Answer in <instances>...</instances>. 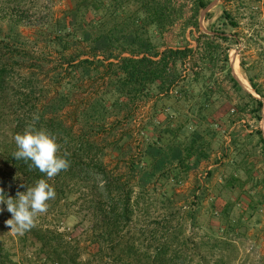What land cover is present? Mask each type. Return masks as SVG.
<instances>
[{
    "label": "trees",
    "instance_id": "16d2710c",
    "mask_svg": "<svg viewBox=\"0 0 264 264\" xmlns=\"http://www.w3.org/2000/svg\"><path fill=\"white\" fill-rule=\"evenodd\" d=\"M73 1L56 14L51 0H0V188L15 198L17 191L45 179L56 192L45 213L52 214L56 227L36 221L18 235L20 244L35 250L44 264H77L72 242H80L59 229L64 219L77 217L75 229L87 227V255L97 264H230L235 247L228 238L243 225L235 215L240 199L232 195L239 191L249 199L250 218L264 211V175L254 161H264L263 130L233 131L232 155L214 161L223 170L216 197L224 202V237L213 233L195 243L184 228L197 226L202 199L197 191L179 229L167 214L155 219L153 229H140L154 247L142 252L128 234L141 203L152 200L173 212L179 195L174 190L169 195L164 186L182 184L212 160L220 135L209 109L231 98L225 83L237 98L227 114L229 124L247 117L263 121L264 93L248 75L260 98L246 91L230 66L229 52L239 40L225 29L235 30L239 23L224 11L223 29L201 33L200 15L211 0ZM177 26L181 46L168 47L165 35ZM240 66L245 70L243 61ZM150 100L153 131L139 153H125L121 139L105 148L103 136L115 133L138 102ZM167 100H175L174 119L156 122L159 104ZM37 115L35 127L57 137L61 154L70 153L69 168L52 179L12 155L18 150L15 135ZM0 208L11 218L6 204ZM142 213L149 216L151 208ZM2 254L0 248V264H14Z\"/></svg>",
    "mask_w": 264,
    "mask_h": 264
},
{
    "label": "rangeland",
    "instance_id": "374dc122",
    "mask_svg": "<svg viewBox=\"0 0 264 264\" xmlns=\"http://www.w3.org/2000/svg\"><path fill=\"white\" fill-rule=\"evenodd\" d=\"M211 1L212 3L209 5L210 8L208 11L204 13V10L200 15V32L211 34L212 32H210V29L212 30L214 27H216L217 30L223 29L220 20L224 11H229L233 15L239 23V27L235 30L225 29V31L229 36L237 35L239 44L233 45L229 52L230 66L232 68L233 64L235 75L241 81L244 88L257 98H260L251 88L247 75L254 79L264 93V0H232L230 2H223L220 0ZM73 3V0H51L50 5L53 11L58 14L60 11L72 7ZM28 32L29 30H26L27 34ZM193 32L195 37H199L200 33H197L196 30H193ZM186 39L189 40L192 48L197 47L189 31L186 33ZM182 40L179 26L173 28L165 35V44L171 48L181 46ZM242 61L246 64L245 70L240 66ZM219 77L222 78V76ZM224 86L231 98L226 99V101L217 100L209 109V115L216 121V129L220 135L218 138L219 143L216 145V151L212 157L211 163L209 162L210 165L207 164L203 166V168L200 167L199 170L191 172L182 184L174 188L171 186H164V191L168 192L169 195L172 190L179 195L176 198V207H174L173 212L166 213V209L162 210L160 204L153 205L152 203L154 202L152 200H150L149 204L142 205L141 203L139 206L136 213L137 215L131 224L132 231L128 234V238L136 242V245L142 249V252L154 247V243L152 237L148 235V232H146L145 235L141 234V232H139L140 229H153L155 219L160 221L163 215L165 216L166 214L173 220L171 226L175 229H179L181 224L184 223L182 219L184 213L192 207L191 195L194 191H197V195L200 193L199 195L202 199L199 203L197 226H195V228H189L188 224H184V228L188 230L187 233L194 235L195 243L201 242V239L213 233L219 234L217 237H224L221 232L222 221L220 218V209L224 205V202L216 197V187L221 182L223 170H221L220 166L214 167L217 165L214 161L223 159L225 155H229V157L232 155L231 133L233 131L248 133L258 129L264 132V119L257 124L247 117L242 120V122H237L234 125L229 124L227 114L229 111L234 110L237 104V98L233 96L227 83H225ZM174 101L167 100L159 104L160 107L157 110L158 116H156V122L166 119L167 116L170 120L174 119L173 112L170 108L171 103ZM151 102L152 100L138 102L133 107L131 115L127 119L122 120V123L115 133L111 131L112 133L110 132L103 136L104 141L102 145L106 148L114 139H121L124 152L130 155H137L143 148L145 139L152 135L153 129L150 122L152 121L151 119L154 113L152 111L154 104ZM254 161L257 171L263 176V158H256ZM198 188H202V191H198ZM260 190H263V188L261 187ZM232 197L235 201L238 198L240 199H238L239 202L237 203L235 215L237 218L241 217L243 225L236 234L228 238L233 247H235V250L229 255L231 259L230 264H264V211L259 214V216L250 218L251 212L248 210V204L250 203L249 199L245 195H241L239 191H236ZM147 208H151L149 216L145 213ZM8 219L10 218L7 217L3 211H0V248L2 249L3 257L8 255L14 264H44L42 260L38 259L35 250L24 249L22 247L19 242V236L13 234L10 227L5 224V221ZM36 221L52 228L56 227L53 222L52 214H41ZM79 221L80 218L77 217L66 218L59 229L65 234L72 233L73 238H76L73 239V241L78 240L80 242V244H77V241L72 242L77 264H97V260L93 257L89 258L87 255L88 252L86 247L89 245L85 232L87 231V227L83 226L80 229H75ZM120 235H127L125 229H123Z\"/></svg>",
    "mask_w": 264,
    "mask_h": 264
},
{
    "label": "clouds",
    "instance_id": "9594fccd",
    "mask_svg": "<svg viewBox=\"0 0 264 264\" xmlns=\"http://www.w3.org/2000/svg\"><path fill=\"white\" fill-rule=\"evenodd\" d=\"M38 120L37 115L23 134L15 135L14 141L18 150L12 155L17 160L31 161L30 170L38 169L48 179H52L69 168L70 160L67 157L70 153L65 151L61 154L62 145L58 143L57 137L35 127ZM55 196L54 187L45 179L37 180L35 185L28 186L25 192L17 191L15 198L6 196L4 189L0 188V204H6L7 211L11 213V218L6 220L5 224L10 227L13 234L24 235L35 227L37 218L47 212L48 201ZM0 211L3 209L0 208Z\"/></svg>",
    "mask_w": 264,
    "mask_h": 264
},
{
    "label": "crops",
    "instance_id": "0c3cea01",
    "mask_svg": "<svg viewBox=\"0 0 264 264\" xmlns=\"http://www.w3.org/2000/svg\"><path fill=\"white\" fill-rule=\"evenodd\" d=\"M196 43V42H195ZM195 43H194V46H195ZM193 46V45H192ZM245 89V88H244ZM246 91H248L247 89H245ZM249 93H251L250 91H248ZM252 94V93H251ZM255 96V95H254ZM257 98V97H256ZM152 104H154V100H152V102H151ZM151 104V105H152ZM210 163H211V161H210ZM210 165L209 164V162L208 163H204L201 167L203 168V166H206V165ZM214 167H219V164L218 165H215ZM211 168V167H210Z\"/></svg>",
    "mask_w": 264,
    "mask_h": 264
},
{
    "label": "water",
    "instance_id": "95a60500",
    "mask_svg": "<svg viewBox=\"0 0 264 264\" xmlns=\"http://www.w3.org/2000/svg\"><path fill=\"white\" fill-rule=\"evenodd\" d=\"M210 8V6L204 11V13L206 12V11H208V9ZM203 13V14H204ZM232 69H233V75H234V77L239 81V83L243 86V84L241 83V81L238 79V77L235 75V72H234V68H233V64H232ZM244 87V86H243ZM256 97V96H255Z\"/></svg>",
    "mask_w": 264,
    "mask_h": 264
},
{
    "label": "built area",
    "instance_id": "2783aa9c",
    "mask_svg": "<svg viewBox=\"0 0 264 264\" xmlns=\"http://www.w3.org/2000/svg\"><path fill=\"white\" fill-rule=\"evenodd\" d=\"M171 93H173V91H172ZM175 94H176V93H175Z\"/></svg>",
    "mask_w": 264,
    "mask_h": 264
}]
</instances>
